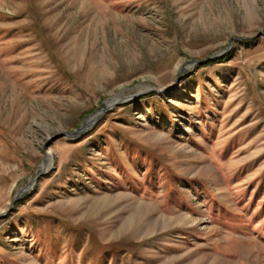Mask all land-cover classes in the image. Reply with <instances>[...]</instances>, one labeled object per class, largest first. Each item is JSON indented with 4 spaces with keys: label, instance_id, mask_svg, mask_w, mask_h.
Returning a JSON list of instances; mask_svg holds the SVG:
<instances>
[{
    "label": "rangeland",
    "instance_id": "obj_1",
    "mask_svg": "<svg viewBox=\"0 0 264 264\" xmlns=\"http://www.w3.org/2000/svg\"><path fill=\"white\" fill-rule=\"evenodd\" d=\"M0 264H264V0H0Z\"/></svg>",
    "mask_w": 264,
    "mask_h": 264
},
{
    "label": "water",
    "instance_id": "obj_2",
    "mask_svg": "<svg viewBox=\"0 0 264 264\" xmlns=\"http://www.w3.org/2000/svg\"><path fill=\"white\" fill-rule=\"evenodd\" d=\"M203 62V61H202ZM195 63H196V61H195ZM121 101V99L120 100H118L117 102H120ZM116 102V103H117ZM103 111H100L99 113H98V117L95 119V121L100 117V115H101V113H102ZM95 121H94V123H95ZM90 125H93V123L92 124H90ZM90 125H88V126H90ZM85 130H87V128H84V127H81L80 129H79V131H77L75 134H73V135H81L82 133H83V131H85ZM43 174V172H40L31 182H30V184H29V186L28 187H30V186H32L34 183H35V181L41 176Z\"/></svg>",
    "mask_w": 264,
    "mask_h": 264
},
{
    "label": "bare ground",
    "instance_id": "obj_3",
    "mask_svg": "<svg viewBox=\"0 0 264 264\" xmlns=\"http://www.w3.org/2000/svg\"><path fill=\"white\" fill-rule=\"evenodd\" d=\"M116 99L117 98H114V100L112 99L110 102H111V104H113L114 103V101H116ZM109 102V103H110ZM98 117V113L96 114V115H94V116H92L89 120H87V124L88 125H90V124H92V123H94V121H95V119ZM87 128V127H86ZM47 157H49V155L47 154ZM135 216V215H134ZM134 218V217H133ZM130 220H132V218H130ZM130 222V221H129ZM126 224V223H125ZM127 225V224H126Z\"/></svg>",
    "mask_w": 264,
    "mask_h": 264
}]
</instances>
